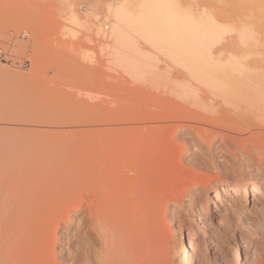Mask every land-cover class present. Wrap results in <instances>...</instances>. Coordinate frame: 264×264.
Segmentation results:
<instances>
[{"label": "bare ground", "instance_id": "1", "mask_svg": "<svg viewBox=\"0 0 264 264\" xmlns=\"http://www.w3.org/2000/svg\"><path fill=\"white\" fill-rule=\"evenodd\" d=\"M40 1L55 7L73 46L96 44L73 47L75 56L104 59L127 83L166 99L127 102L123 116L94 119L99 128L65 131L67 118L50 117L55 107L17 98L25 85L0 87V264H68L59 241L79 214L72 264H173L166 209L192 184L175 141L178 132L203 130L161 125L159 109L199 108L212 96L264 113V71L250 62L259 54L251 49L264 45V0H112L103 14L90 3L85 15L73 0ZM0 77L18 76L0 68ZM251 181L217 184L208 219L217 220L209 235L217 248L243 240L254 258L264 256L262 237L228 235L230 216L249 203L264 217V174ZM191 246L185 239L184 259Z\"/></svg>", "mask_w": 264, "mask_h": 264}, {"label": "rangeland", "instance_id": "2", "mask_svg": "<svg viewBox=\"0 0 264 264\" xmlns=\"http://www.w3.org/2000/svg\"><path fill=\"white\" fill-rule=\"evenodd\" d=\"M1 1L9 5H2L0 9V39L11 43L8 48L16 58L12 64L0 62V68L9 69L18 77H0V87L25 85V90L17 98H29L32 101L42 99L46 108L55 107L50 117L67 118L64 119L67 123L63 128L65 131L99 128L103 124L95 122L96 119L123 116L127 102H162L163 98L166 99L164 95L162 98V93L158 96L159 90L156 94V89L150 85H144L146 89H143L139 88L141 85L137 84L136 87V84L127 83L121 72L109 67L104 59L94 63L83 60L79 54L75 56V40L72 39L75 44L73 46L71 40L61 33L59 17L52 5L45 2L42 5L40 0L36 4L35 1ZM73 1H76L79 13L85 15L90 3L103 14L114 0ZM220 3L218 5L222 8L227 7L226 3ZM79 40V47L84 42L89 43L84 38ZM88 45L97 47L94 42ZM88 45L87 48H90ZM229 49L232 50L231 47ZM251 50L259 54L253 55L250 62L255 67L257 65L259 71H264V45ZM27 58L29 60L26 61ZM211 97L203 101L204 105L199 108L192 106L183 110L168 106L159 109L161 125L191 124L203 130V136L194 129L178 132L175 141L178 153L183 147L182 163L187 175L192 178V184H188L185 193L181 187L180 202H170L166 209V220L170 225L167 232L174 236L172 245L175 248L171 255L173 264H188L191 259L198 264H261L264 256L253 258L250 252L248 256V252L244 251L243 240L226 242L225 246L217 248L209 236L211 232H216L217 220L210 222L208 213L214 209L217 201L214 197L217 184L236 181L250 183L256 172L264 174V113L245 105L227 106L220 98L212 97L214 100H211ZM221 197L224 199L223 195ZM82 216L77 215L78 219L71 229L62 231L63 236L59 241L58 250L69 261L68 264H72V260H69L72 252L77 251L76 232L78 220ZM230 217L236 224L229 236L233 232L236 238L241 234L247 237L258 234L264 240V217L252 202L247 211ZM188 226L197 229L194 238H189ZM185 239L192 241L190 251L186 252L187 259L180 252ZM258 247L263 248L261 245Z\"/></svg>", "mask_w": 264, "mask_h": 264}, {"label": "built area", "instance_id": "3", "mask_svg": "<svg viewBox=\"0 0 264 264\" xmlns=\"http://www.w3.org/2000/svg\"><path fill=\"white\" fill-rule=\"evenodd\" d=\"M9 46H11V43L0 39V62L6 61L11 62V64L14 62L16 56L10 52ZM27 60H29V58H27L26 61Z\"/></svg>", "mask_w": 264, "mask_h": 264}]
</instances>
